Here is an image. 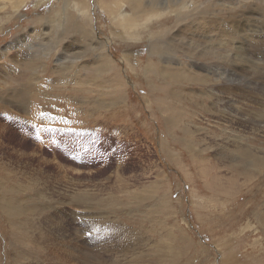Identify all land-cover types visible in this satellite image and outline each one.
<instances>
[{
  "label": "rangeland",
  "instance_id": "rangeland-1",
  "mask_svg": "<svg viewBox=\"0 0 264 264\" xmlns=\"http://www.w3.org/2000/svg\"><path fill=\"white\" fill-rule=\"evenodd\" d=\"M21 1L0 264H264V0Z\"/></svg>",
  "mask_w": 264,
  "mask_h": 264
},
{
  "label": "bare ground",
  "instance_id": "bare-ground-1",
  "mask_svg": "<svg viewBox=\"0 0 264 264\" xmlns=\"http://www.w3.org/2000/svg\"><path fill=\"white\" fill-rule=\"evenodd\" d=\"M21 2H23V0L21 1ZM136 3V2H135ZM22 4V3H21ZM80 5V4H79ZM236 5V4H235ZM226 6V5H225ZM81 8V11H82V13L81 14H89V11L85 8V7H80ZM232 8V7H231ZM228 9V8H227ZM88 12V13H87ZM251 12V11H250ZM91 13V12H90ZM208 18V17H207ZM227 20V19H226ZM220 23V22H219ZM218 23V24H219ZM214 24H216V23H214ZM85 26V25H84ZM224 29V28H223ZM228 30V29H227ZM90 31V30H89ZM233 32V31H232ZM235 33V32H234ZM232 34V33H231ZM195 35V34H194ZM216 36V35H215ZM257 36V35H256ZM260 36V35H259ZM258 36V37H259ZM221 37H223V36H221ZM264 37V36H263ZM227 38V37H226ZM219 39V38H218ZM213 40V39H212ZM211 43H213V42H211ZM100 44V43H99ZM219 45V44H218ZM197 46V45H196ZM205 47H207V46H205ZM8 48H10V47H8ZM205 49V48H204ZM229 50V49H228ZM231 50V49H230ZM229 50V51H230ZM209 51V50H208ZM218 51H219V49H218ZM209 53V52H208ZM220 53V52H219ZM231 53H233V52H231ZM217 54V53H216ZM200 55V54H199ZM232 56V55H231ZM230 56V57H231ZM234 56V55H233ZM210 57V56H209ZM230 57L229 56H227V58H229L230 59ZM212 58V57H211ZM219 59H220V57H219ZM227 60V59H226ZM231 60H232V58H231ZM220 61H221V63H222V60L220 59ZM252 63H256V62H252ZM211 64H212V62H211ZM216 64V63H215ZM224 64V63H223ZM217 65V64H216ZM216 65H214V66H216ZM222 65V64H221ZM212 67V66H211ZM210 67V68H211ZM218 67H220V66H218ZM224 67V66H223ZM235 67V66H234ZM213 68V67H212ZM227 68V67H226ZM229 68V67H228ZM222 70H225L224 68L222 69ZM227 71H229V70H227ZM241 71V70H240ZM220 72V71H219ZM224 73V72H223ZM224 76H225V74L223 75V79H224ZM228 76V75H227ZM217 77V76H216ZM229 77V76H228ZM226 80H227V78H226ZM213 90V89H212ZM238 95V94H237ZM246 97V96H245ZM249 100V99H248ZM231 106V105H230ZM237 111V110H236ZM161 242V241H160ZM163 246V245H162ZM164 250V249H163ZM165 251V250H164ZM142 258V257H141ZM141 258H140V260H141ZM143 259V258H142ZM146 264V263H145Z\"/></svg>",
  "mask_w": 264,
  "mask_h": 264
}]
</instances>
